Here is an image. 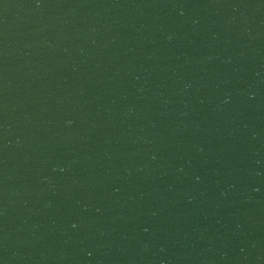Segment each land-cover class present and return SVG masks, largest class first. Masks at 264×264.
I'll return each instance as SVG.
<instances>
[{
    "label": "water",
    "instance_id": "1",
    "mask_svg": "<svg viewBox=\"0 0 264 264\" xmlns=\"http://www.w3.org/2000/svg\"><path fill=\"white\" fill-rule=\"evenodd\" d=\"M0 264H264V0H0Z\"/></svg>",
    "mask_w": 264,
    "mask_h": 264
}]
</instances>
